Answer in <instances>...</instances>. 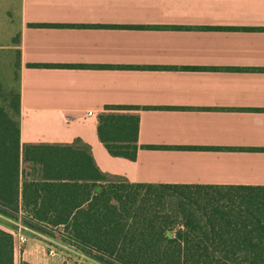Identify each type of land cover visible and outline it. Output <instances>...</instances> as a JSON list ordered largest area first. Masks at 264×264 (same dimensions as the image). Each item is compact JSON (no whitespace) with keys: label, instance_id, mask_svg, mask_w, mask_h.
Segmentation results:
<instances>
[{"label":"crops","instance_id":"0c3cea01","mask_svg":"<svg viewBox=\"0 0 264 264\" xmlns=\"http://www.w3.org/2000/svg\"><path fill=\"white\" fill-rule=\"evenodd\" d=\"M7 1L22 145L79 139L130 184L264 188V0H15L13 21ZM107 106L138 107L136 160L100 141ZM24 261L88 264L35 236L15 248Z\"/></svg>","mask_w":264,"mask_h":264},{"label":"trees","instance_id":"16d2710c","mask_svg":"<svg viewBox=\"0 0 264 264\" xmlns=\"http://www.w3.org/2000/svg\"><path fill=\"white\" fill-rule=\"evenodd\" d=\"M11 106L13 115L0 106V215L23 209L33 230L101 264H264V188L130 184L103 172L79 139L22 145L19 93ZM137 109L98 115L112 156L136 160ZM0 264H15L13 236L1 227Z\"/></svg>","mask_w":264,"mask_h":264},{"label":"built area","instance_id":"2783aa9c","mask_svg":"<svg viewBox=\"0 0 264 264\" xmlns=\"http://www.w3.org/2000/svg\"><path fill=\"white\" fill-rule=\"evenodd\" d=\"M16 215V219L7 218L0 215V227L12 234L15 248H23L28 243L30 237L35 236L46 245L49 255L62 253L65 256L66 261L69 263H88V261H90V257L74 246H71L67 243L65 244L63 241H60L57 238H51L33 230L24 222L25 219L31 220L32 217L27 216L23 209H20ZM57 231L59 232V235L67 238L66 235L63 236V226H60Z\"/></svg>","mask_w":264,"mask_h":264},{"label":"rangeland","instance_id":"374dc122","mask_svg":"<svg viewBox=\"0 0 264 264\" xmlns=\"http://www.w3.org/2000/svg\"><path fill=\"white\" fill-rule=\"evenodd\" d=\"M7 2L8 5L10 0H8ZM16 4V7H18V3ZM10 5L12 6L7 17L9 20L13 21L15 14V0H12V3H10ZM18 62V52L15 51L14 48L7 47V50H0V106L8 109L9 114L11 115H13V108L11 105L15 102L16 96L19 93ZM57 239L63 241L59 237H57ZM91 259L90 261H88V264H101L100 262Z\"/></svg>","mask_w":264,"mask_h":264}]
</instances>
